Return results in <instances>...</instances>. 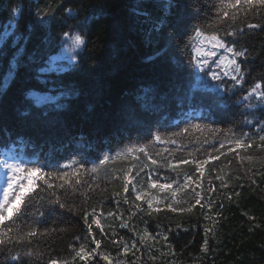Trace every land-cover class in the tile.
<instances>
[{
  "label": "trees",
  "instance_id": "16d2710c",
  "mask_svg": "<svg viewBox=\"0 0 264 264\" xmlns=\"http://www.w3.org/2000/svg\"><path fill=\"white\" fill-rule=\"evenodd\" d=\"M136 2L137 0H62V3L61 0H0V30L15 24L20 30L17 35H20L25 25L35 22L34 14L39 10L51 7L56 8L59 13L60 8L66 5L74 12H80L78 20H67V26H64L66 14H60L52 24L36 28L31 39L24 42V51L20 56L23 63L19 70L20 83L6 96L0 97V158L7 149L6 146H15L24 160L38 159L41 164H56L67 162L70 158L80 160L84 157L87 161L85 167L91 168L99 163L98 158L104 154L114 155L130 144L149 142L156 130L170 133L183 126V112L187 109L181 110L172 99L175 92L170 84L169 74L173 65L169 63L168 58L147 61V57L155 56L157 44L146 42L148 25L143 23L142 18L132 14V6ZM181 3L190 4V10H199L188 26L189 34L194 26L207 24L215 18L214 7L217 0H181ZM57 4L59 7H56ZM18 7L23 10L22 18L16 14ZM90 13H94L93 22L83 29L87 42L86 51L80 53L83 63L74 74H63L64 84L69 89H77L78 94L61 97L59 103L64 105L63 109L55 108V100L49 101L47 106L36 105L30 98L25 97L26 91L31 90L52 97L59 96L60 93L53 89L52 84L45 87L35 80L34 70L48 56H55L60 52L62 33L69 30L74 32ZM154 14L158 15V10ZM256 22L264 25V14L261 17L249 16L247 20L237 21V25L246 33L237 39L249 50V59L245 61L247 67L244 69L245 84L242 88L238 86L235 89L236 96L232 98L227 109L213 112L209 119L197 122L209 123L215 128H232L238 134L243 132L251 135L256 134L257 128L264 127V119H261L262 113L259 110L264 105L252 100L250 103L253 107L248 108L249 102H241V97L247 94L252 83L264 82L261 81V77H264V31L246 28V23ZM46 38L52 42L45 43ZM188 38L185 34L182 43H186ZM14 49L15 46L9 50V57ZM189 53L190 49L180 47L170 56L187 63ZM31 57H35L37 63H31ZM148 87L153 88L154 93L141 99L144 97L143 89ZM165 94L168 99H161ZM144 105L166 107L160 112H152L146 110ZM26 111L31 115L22 114ZM45 111L48 113L47 117H39V114ZM203 115L208 116L209 113L205 111ZM185 143L186 149L177 152V158L201 147L195 143ZM163 147L165 145L154 144L151 150L155 152ZM167 147L174 150L177 145ZM210 148L211 145H203L201 151L195 154L202 156L203 149ZM253 154L257 160L250 165L252 172H264V153L257 151ZM161 155L168 156V153ZM132 163L135 161L116 160L102 168L98 175L88 173L84 177L89 183L99 184L88 203L89 206H96L98 212L103 211L101 225L104 232L101 233L95 224L92 232L96 239L101 241V251L110 253L113 260L121 256H117L120 249L111 243L112 239H136L132 231L120 227L121 219L129 220L130 207L123 199L125 194L122 179H114L112 176V169H116L120 174L122 168H127ZM243 163L242 167L234 155H227L205 166L204 176L198 181L199 187L196 191L205 198L201 200L202 204L208 199L214 202L211 211L207 206L201 211L197 205L191 213H173L163 208L161 212L149 216L132 208L131 211H136V215L131 217L130 226L134 225L139 232L146 229L154 236L157 233L166 234L168 241H149V244H153L151 248L140 246L137 241L139 245L136 256L128 254L129 260H132L126 261V264H264V175H253L248 170V162ZM217 168H224V172L220 174L227 173L231 177L229 189H222L220 181L215 179ZM181 169L182 173L178 178L182 181L183 172L191 173L192 167L182 165ZM148 171L145 169L137 178H143L141 183L146 184ZM132 175H135V169ZM237 176L240 178L237 179ZM160 178L163 181L165 178L172 180L177 177L176 173L161 169ZM252 179L256 181L255 184L251 183ZM210 188L213 190L209 191ZM233 189L240 195H233L232 200H228L225 193ZM117 192L121 193L119 197L114 195ZM151 192L157 195L155 189ZM126 195L129 202L134 200L131 186ZM167 195L169 193L159 194ZM181 195L185 194H178L177 199ZM191 202L189 200V203ZM136 203L147 208L142 201ZM182 206L177 205V208ZM110 211L116 212L117 216H107ZM205 215L211 219H204ZM249 217L254 219L250 220ZM91 220L92 216H89V221ZM43 227L63 231L58 230L49 237L37 239V253L69 258L72 255L70 246L79 247L84 244L88 249L95 247L82 215L59 210ZM206 227H212V232L207 234L209 251L203 253L201 249L206 238ZM49 256L38 255L33 257L29 264H47ZM0 264H11L10 256L5 251H0ZM76 264L81 262L77 260ZM89 264L106 262L97 257L90 260Z\"/></svg>",
  "mask_w": 264,
  "mask_h": 264
},
{
  "label": "snow or ice",
  "instance_id": "6c2138e0",
  "mask_svg": "<svg viewBox=\"0 0 264 264\" xmlns=\"http://www.w3.org/2000/svg\"><path fill=\"white\" fill-rule=\"evenodd\" d=\"M56 7H59V4ZM190 9L191 5L181 3V0H137L132 6V14L137 18H142L143 23L148 25L146 30L148 43L155 42L157 44L155 56L147 57V61L154 62L157 58H168L169 63L173 65L169 74V81L175 92L172 99L178 108L187 109L183 112L185 118L183 126L178 130L170 133L156 130L149 142L130 144L114 155L104 154L98 158L99 163L91 168L85 167L87 161L84 157L80 160L70 158L67 162L56 164H41L38 159L21 162H10L9 158L0 159V182H2V188H0V251H5L10 256L11 264H29L33 257L49 256L48 253H37L36 241L49 237L58 230L63 231V229L43 227L59 210L82 215L95 247L88 249L84 244H80L79 247L70 246L72 255L69 258L49 256L47 264H76L77 260L81 264H89L90 260L97 257L105 261L106 264H114L111 254L101 251V241L97 240L92 232L93 224L100 229L101 233L104 232L101 225L103 211L98 212L96 206H89L88 203L92 199L94 189L98 188L99 184L89 183L84 177L88 173L98 175L102 168L116 160L135 161L127 168H122L120 174L116 169H112L113 178L122 179L123 193L125 194L123 199L130 207L129 220L121 219L120 227L129 229L136 236V239L131 241L111 240V243L120 249L117 253L118 257L127 256L129 253L136 256L137 241L140 246L148 248L153 246V244H149V241L156 242L158 239L168 241L166 234L157 233L154 236L146 229L139 232L134 225L130 226L129 221L132 216L136 215V211L144 212L149 216L161 212L163 208H167L173 213L177 211L191 213L197 205L200 206L201 211L206 206L211 211L214 202L208 199L206 203L202 204L201 200L205 198L196 191V188L199 187L198 181L204 176L205 166L210 162L220 160L222 156L234 155L242 167L244 166L243 162L247 161L248 170L252 172L250 165L257 160L253 153L257 151L264 153V127L257 128L255 135L243 132L238 134L232 128H215L209 123L197 121L207 120L213 112L227 109L232 98L236 96L235 89L238 86L242 88L245 84L244 69L247 67L245 61L249 59V50L237 39L240 35H246L244 29L237 25V21L239 19L247 20L249 16L261 17L264 14V0H217L214 7L215 18L207 24L194 26L192 33L189 34L188 26L195 13L199 11ZM157 10L158 15L154 14ZM62 13L66 14L64 26H67V20H78L80 16L79 10L74 12L66 5L60 8L59 13L56 8L50 7L37 11L34 14L35 22L25 25L20 35H17L20 30L15 24H10L0 30V97L6 96L14 86L20 83L19 70L23 67L20 56L24 51V42L31 39L36 28L52 24ZM16 14L22 18L23 10L18 7ZM93 18L94 13H90L85 16L83 22L74 32L69 30L61 35L62 52L64 51L63 45L67 44V51L77 53V56H62V53L48 56L34 70L35 80L45 87L52 84L53 89L59 91L60 95L56 97L38 95L29 90L25 92L26 98H30L38 106H47L49 101L55 100V108L59 110L64 108V105L59 103L61 97L78 94L77 89H69L64 84L63 74H74L83 63L80 53L87 49L83 29L93 22ZM246 28L264 31V25L259 22L246 23ZM185 34L189 38L186 43H182V37ZM226 37L233 39L227 40ZM51 42V39H45V43ZM13 46L15 49L12 56L9 57V50L13 49ZM180 47L190 49L187 63L170 56L174 50ZM74 60H76L75 63L72 62ZM63 61L67 63H63ZM30 62L37 63L35 57H31ZM53 76L55 78H52ZM209 81L216 83L212 84ZM261 81H264V77H261ZM154 91L151 87L143 89L144 97L141 99L147 98ZM161 99H168L167 94ZM252 100L259 101L260 105H264V82L252 83L247 94L241 97V102H249L247 103L248 108L253 107L250 103ZM144 107L152 112H160L166 106L152 105L149 107L144 105ZM259 110L262 113L261 119H264V107ZM205 111L209 113L208 116L203 115ZM22 114L31 115L28 111ZM47 115L48 113L45 111L40 113L39 117L46 118ZM185 141L201 147L211 145V148L210 150L203 149L202 156L195 154L201 151V147H197L193 151H188L185 156L177 158L176 153L181 149H186ZM154 144L165 145V147L153 152L151 148ZM168 145H177V148L170 150ZM6 147L9 150L11 148V146ZM81 147L83 146L81 145ZM162 153H168V156H162ZM141 154L143 159H141ZM4 155L8 157V151H5ZM182 165H190L192 172L184 171L181 181L178 177L181 176ZM133 169H135V175H132ZM145 169L149 170L146 174V184L141 183L143 178L137 179L142 172H145ZM161 169L176 173L177 178L172 180L165 178L162 181L160 178ZM216 171L215 179L220 181V187L229 189L231 177L227 173L220 174L224 172V168H217ZM107 174L106 172L105 175ZM153 174H155V178H153ZM252 174L264 175V172L257 170ZM251 183L255 184L256 181L252 179ZM174 184L176 187H173ZM130 186L134 192V200L131 202L126 195ZM152 189L157 191V195L152 194ZM160 193H169V195L159 196ZM181 193L185 195H181L177 199L178 194ZM114 195L119 197L121 193L117 192ZM225 195L228 200H232L233 195L239 196L240 193L233 189ZM189 200L192 202L189 203ZM136 201H142L147 205V208L141 207ZM177 205L183 206L178 209ZM222 207L223 204H221ZM132 208H135L136 211H131ZM89 216H92L91 221H89ZM107 216L116 217L117 213L110 211ZM120 216L122 217L123 214L121 213ZM29 217L31 222H29ZM204 219L208 220L211 217L205 215ZM249 219L253 220L254 217H249ZM209 232H212V227L205 229L206 238L201 249L203 253L209 251L207 239ZM169 249L171 250L170 245ZM116 264H123V262L116 260Z\"/></svg>",
  "mask_w": 264,
  "mask_h": 264
},
{
  "label": "rangeland",
  "instance_id": "374dc122",
  "mask_svg": "<svg viewBox=\"0 0 264 264\" xmlns=\"http://www.w3.org/2000/svg\"><path fill=\"white\" fill-rule=\"evenodd\" d=\"M145 28V27H144ZM145 39H146V42H148V38H147V36L145 35ZM67 47H68V45L67 44H64L63 45V49H64V51L62 52V47H61V49H60V52L59 53H62V56H76L77 55V53H74V52H69V51H67ZM74 61H76V60H74ZM74 61H72L73 63H74ZM63 63H67L66 61H63ZM213 67H215L214 65H213ZM38 95H41V94H39V93H37ZM5 158H9L10 159V162H21L22 160H17V159H15L14 158V153H9L8 154V157H6V156H3L1 159H5ZM14 158V159H13ZM0 188H2V182H0ZM139 244L137 243V246H138ZM129 254H131V253H129ZM135 257V256H134ZM134 257H131V258H134ZM137 257H138V255H137ZM117 260H120V261H122L123 262V264H126V261H128L129 260V258H128V256H121L119 259H117ZM132 259H130L129 261H131ZM114 261V264H115V261L116 260H113Z\"/></svg>",
  "mask_w": 264,
  "mask_h": 264
}]
</instances>
